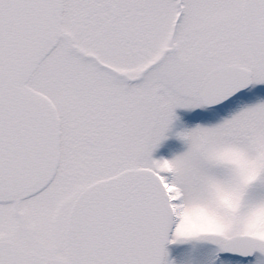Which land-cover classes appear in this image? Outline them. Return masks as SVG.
<instances>
[{
  "label": "snow or ice",
  "instance_id": "obj_1",
  "mask_svg": "<svg viewBox=\"0 0 264 264\" xmlns=\"http://www.w3.org/2000/svg\"><path fill=\"white\" fill-rule=\"evenodd\" d=\"M0 264H264V0H0Z\"/></svg>",
  "mask_w": 264,
  "mask_h": 264
},
{
  "label": "rangeland",
  "instance_id": "obj_2",
  "mask_svg": "<svg viewBox=\"0 0 264 264\" xmlns=\"http://www.w3.org/2000/svg\"><path fill=\"white\" fill-rule=\"evenodd\" d=\"M175 144V142H173Z\"/></svg>",
  "mask_w": 264,
  "mask_h": 264
}]
</instances>
